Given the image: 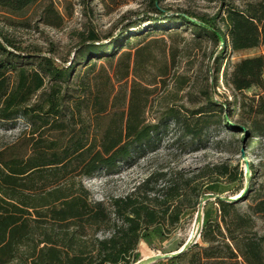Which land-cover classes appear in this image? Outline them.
<instances>
[{
	"label": "trees",
	"instance_id": "trees-1",
	"mask_svg": "<svg viewBox=\"0 0 264 264\" xmlns=\"http://www.w3.org/2000/svg\"><path fill=\"white\" fill-rule=\"evenodd\" d=\"M36 1L0 0V7L20 12ZM160 2L148 0L147 10L107 35L89 30L67 59L22 46L0 28V120L26 124L0 148V264H135L141 241L171 239L201 206L202 243L153 264H178L190 253L189 264H264V180L253 181L251 162L248 184L229 160L158 167L109 200H93L82 181L153 149L171 123L201 139L231 104L211 93L228 52L264 46V0H219L212 14ZM174 28L192 31L181 48L166 35L139 38ZM205 39L217 48L196 84L180 72V58ZM223 77L237 104L239 93L262 89L249 109L252 129L264 133V55L239 60ZM235 192L238 198L227 196Z\"/></svg>",
	"mask_w": 264,
	"mask_h": 264
},
{
	"label": "rangeland",
	"instance_id": "rangeland-1",
	"mask_svg": "<svg viewBox=\"0 0 264 264\" xmlns=\"http://www.w3.org/2000/svg\"><path fill=\"white\" fill-rule=\"evenodd\" d=\"M242 6L243 0H232ZM162 6L179 10L186 8L198 13H214L219 0H161ZM148 9V0H37L20 12H11L0 7V28L15 38L22 46L37 45L45 50H52L54 56L60 59L71 58L74 54L76 43L91 29L101 35L117 29L123 19L134 17L137 13ZM144 27L135 30L136 33L144 31ZM181 32L178 36L169 37V34ZM139 38H149L166 35L169 45L182 47L184 37L192 38L190 29H170L157 33H142ZM138 37L133 39L136 42ZM192 47V46H191ZM217 44L211 40H203L201 46L193 49L189 59L180 58V72L187 71L195 75L196 84L208 73L201 72L211 62L210 53L216 50ZM264 55V46L243 51H229L225 61V67L220 72L219 86L211 93L220 102L228 99L231 104L224 107L221 113L222 119L217 117L205 130L201 139L193 141L185 136L178 125L171 123L162 133L161 140L153 149L126 162H120L113 169H101L93 176L83 177L82 181L91 193L95 201L109 200L112 196H122L130 192L151 171L158 167H182L192 170L206 163H217L229 160L231 164H239L244 170V184H248L250 176L248 162H251L257 171V179L264 180V133H257L251 127L250 104H256L253 97L257 93H263L258 87H251L239 93V103H234V89L227 84L223 77L225 68L230 74L234 64L241 59ZM191 61V63H189ZM100 64L104 60L98 61ZM191 64V65H189ZM100 65L97 70L100 69ZM84 70L80 67L78 71ZM200 77L199 80L195 78ZM198 81V83H197ZM196 91V89H195ZM258 99V98H257ZM202 100V99H199ZM197 100L195 104L200 102ZM189 105L191 103L187 102ZM226 114V117H225ZM219 115V116H221ZM26 124L24 120L16 121L0 120V148L15 141ZM230 199L239 197V192L228 193ZM243 202L242 206H246ZM199 212V211H198ZM197 214L183 228L178 229L171 239L164 242L156 241L152 244L141 241L138 250L140 257L174 254L184 246L201 241L202 219ZM105 233H100L102 237ZM147 246L144 249L143 247ZM191 254V253H190ZM187 256L179 260L178 264H189ZM167 257L156 260H166ZM150 264H153L150 263Z\"/></svg>",
	"mask_w": 264,
	"mask_h": 264
},
{
	"label": "bare ground",
	"instance_id": "bare-ground-1",
	"mask_svg": "<svg viewBox=\"0 0 264 264\" xmlns=\"http://www.w3.org/2000/svg\"><path fill=\"white\" fill-rule=\"evenodd\" d=\"M202 208H200L198 215L200 217V219H202ZM203 220V219H202ZM187 247L184 246L183 248H181L178 252L174 253V254H166V255H154V256H145L143 258H141L139 261H137L135 264H150L152 263L154 260L158 259V258H162V257H167V256H173L176 255L180 252H183Z\"/></svg>",
	"mask_w": 264,
	"mask_h": 264
},
{
	"label": "water",
	"instance_id": "water-1",
	"mask_svg": "<svg viewBox=\"0 0 264 264\" xmlns=\"http://www.w3.org/2000/svg\"><path fill=\"white\" fill-rule=\"evenodd\" d=\"M201 208H203V206H201ZM202 211H203V210H202ZM154 261H156V260H154ZM154 261H153V262H154Z\"/></svg>",
	"mask_w": 264,
	"mask_h": 264
}]
</instances>
